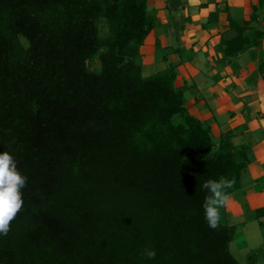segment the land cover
Returning a JSON list of instances; mask_svg holds the SVG:
<instances>
[{
    "label": "trees",
    "instance_id": "1",
    "mask_svg": "<svg viewBox=\"0 0 264 264\" xmlns=\"http://www.w3.org/2000/svg\"><path fill=\"white\" fill-rule=\"evenodd\" d=\"M157 24L148 0H0V153L27 177L0 264H241L201 185L232 195L247 164L189 112L177 66L144 76Z\"/></svg>",
    "mask_w": 264,
    "mask_h": 264
},
{
    "label": "crops",
    "instance_id": "2",
    "mask_svg": "<svg viewBox=\"0 0 264 264\" xmlns=\"http://www.w3.org/2000/svg\"><path fill=\"white\" fill-rule=\"evenodd\" d=\"M148 5L158 24L143 47V66L155 65L159 54L163 70L177 66L176 86L187 88L189 112L247 164L242 188L222 208L225 219L251 214L262 225L264 0H148ZM239 34L243 50L227 57L226 44Z\"/></svg>",
    "mask_w": 264,
    "mask_h": 264
},
{
    "label": "clouds",
    "instance_id": "3",
    "mask_svg": "<svg viewBox=\"0 0 264 264\" xmlns=\"http://www.w3.org/2000/svg\"><path fill=\"white\" fill-rule=\"evenodd\" d=\"M27 177L23 176L17 167L15 158L7 151L0 153V236H6L10 231V222L14 220L23 206L22 189L26 186ZM235 180L221 177L219 180L209 179L201 188L205 196L202 208L204 219L208 226L216 229L221 219L220 210L227 206L230 199L229 189ZM148 260L156 258L154 249H145Z\"/></svg>",
    "mask_w": 264,
    "mask_h": 264
},
{
    "label": "rangeland",
    "instance_id": "4",
    "mask_svg": "<svg viewBox=\"0 0 264 264\" xmlns=\"http://www.w3.org/2000/svg\"><path fill=\"white\" fill-rule=\"evenodd\" d=\"M102 25L104 26V24ZM102 35H105L104 32H102ZM146 51L144 49V53ZM161 58L163 57L159 54L158 59L156 58L155 65L144 66V76H151L164 69ZM99 67V62H94L93 69L98 70ZM220 212L221 222H224L226 225H234L237 228L234 241L231 245V251L237 260L241 264H250L255 260L257 264H264V221L261 225V221L256 220V218L254 219L255 216L251 214H248L242 220L225 219V214L222 209Z\"/></svg>",
    "mask_w": 264,
    "mask_h": 264
}]
</instances>
